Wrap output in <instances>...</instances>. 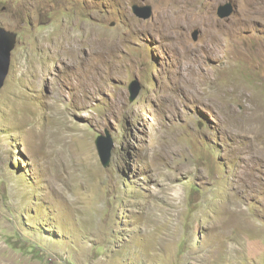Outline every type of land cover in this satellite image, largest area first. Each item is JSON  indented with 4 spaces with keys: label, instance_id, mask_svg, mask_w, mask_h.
<instances>
[{
    "label": "rangeland",
    "instance_id": "374dc122",
    "mask_svg": "<svg viewBox=\"0 0 264 264\" xmlns=\"http://www.w3.org/2000/svg\"><path fill=\"white\" fill-rule=\"evenodd\" d=\"M254 4L0 0L16 34L0 90V264H264Z\"/></svg>",
    "mask_w": 264,
    "mask_h": 264
},
{
    "label": "water",
    "instance_id": "95a60500",
    "mask_svg": "<svg viewBox=\"0 0 264 264\" xmlns=\"http://www.w3.org/2000/svg\"><path fill=\"white\" fill-rule=\"evenodd\" d=\"M232 11V7L230 3H226L224 5H220L217 9V15L219 18H226L230 15ZM133 12L137 17H141L143 19L149 16L150 7L148 6H133ZM198 31H193L192 39L197 40ZM16 40V34L10 31H7L0 27V90L4 85V81L8 74V66H9V58L12 49L14 48ZM140 85L137 79H134L130 83V91L131 97L133 99L137 93L139 92ZM109 136H100L96 140V147L99 151V157L102 165H106L109 161V150H110V142H108ZM107 142V143H106Z\"/></svg>",
    "mask_w": 264,
    "mask_h": 264
},
{
    "label": "bare ground",
    "instance_id": "6f19581e",
    "mask_svg": "<svg viewBox=\"0 0 264 264\" xmlns=\"http://www.w3.org/2000/svg\"><path fill=\"white\" fill-rule=\"evenodd\" d=\"M246 5H251L252 3H255V0H244ZM255 5V4H254ZM257 5V4H256ZM248 7V6H247ZM254 7V6H253ZM243 8V7H242ZM261 11V9H260ZM246 20H250L252 17L258 16V9L251 8L250 10H246ZM192 15V14H191ZM196 15V14H195ZM203 16V15H202ZM205 16V15H204ZM180 18V17H179ZM203 18V17H202ZM206 18V17H205ZM213 18V17H212ZM205 20V19H203ZM213 20V19H212ZM211 19L206 18V34H207V40L208 43H214L216 42L215 40L217 39V30H216V25ZM198 22V21H197ZM219 40V39H218ZM180 52L184 55H186L187 50L184 47H180ZM216 49V48H215ZM220 49V47H219ZM152 203V202H151Z\"/></svg>",
    "mask_w": 264,
    "mask_h": 264
}]
</instances>
